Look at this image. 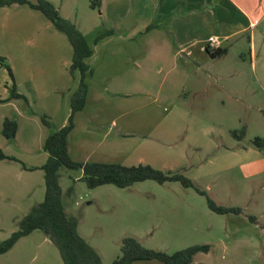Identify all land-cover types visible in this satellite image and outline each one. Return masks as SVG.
<instances>
[{"label":"rangeland","instance_id":"1","mask_svg":"<svg viewBox=\"0 0 264 264\" xmlns=\"http://www.w3.org/2000/svg\"><path fill=\"white\" fill-rule=\"evenodd\" d=\"M49 1L61 16L71 20L85 34L102 20L99 7L91 6L92 0ZM16 6L19 7L12 5L0 9V89L14 77L13 72L10 77L6 65L11 69L13 63L22 62L19 52L26 58L28 47L35 43L33 33L16 31L17 18L27 14L11 11L25 8L49 22L38 10L26 5ZM261 31L263 34L255 40V56L251 57L248 37L244 33L226 44L227 54L209 59L207 68L211 81L204 90L191 97L190 102L188 89L185 90L187 94L178 105L187 108L192 104L199 116L191 112L179 119L161 116L163 118L147 121L146 128L140 125L144 132L127 135L118 128L121 119L116 118L118 125L108 123L99 134L91 136L96 139L94 152L109 148L108 163L137 165L142 162L165 172L179 173L216 204L239 206L242 211L234 214L236 220L233 221L239 228L237 234H243L239 239H249L251 235L257 237L259 245L256 246L257 242L244 245L238 240V247L230 248L226 255L227 264H232L231 261L234 264L253 261L264 264L262 25ZM215 78L220 79L218 83ZM156 89L150 88L151 92L145 96L148 106L152 105L151 99L157 98ZM13 99L18 98L0 99V115L9 110L6 103ZM32 106L36 107L31 104L28 109ZM6 118L14 119L12 116ZM3 121L0 122V149L14 159L0 163V242L17 230L20 219L43 200L45 192L42 178H35L32 189H26V182L36 177L28 178L26 174L29 173L23 170V165L32 161L28 160L30 153L22 149L18 139L8 140L3 136ZM51 121L55 125V120ZM106 131L104 138L102 134ZM23 135L28 140L32 138L30 131ZM257 137L262 139L261 147L255 142ZM81 176V170L60 169L65 212L77 218L79 234L100 254L105 264L120 255L124 237H135L147 248L173 253L196 244L210 246L216 239L228 240L231 236L225 231L226 226L229 232L231 222L227 215L211 211L206 196L194 187H186L179 181L159 183L147 179L127 187L102 184L89 188L79 179ZM69 187L72 191L67 195ZM0 264H63V261L55 243L43 231L35 230L0 254Z\"/></svg>","mask_w":264,"mask_h":264},{"label":"crops","instance_id":"2","mask_svg":"<svg viewBox=\"0 0 264 264\" xmlns=\"http://www.w3.org/2000/svg\"><path fill=\"white\" fill-rule=\"evenodd\" d=\"M14 7L19 6L14 4ZM99 9L101 22L86 34L80 30L92 54L85 58L90 68L85 77L88 85L85 106L73 114L74 127L68 135V149L71 158L81 162H110L106 159L110 157L109 148L94 152L96 139L91 136L99 134L108 123L118 125L116 118L121 119L118 128L127 135L144 132L139 126L146 128L147 121L168 116L179 119L190 112L196 114L192 104L185 108L178 102L187 92L190 102L191 97L210 84L207 66L212 57L207 46L226 48L227 54L226 44L246 33L253 57L256 37L263 34L261 25L264 27V0H101ZM11 12L27 14L17 18L16 31L33 33L35 43L28 47L26 58L19 52L22 62L12 64V82L7 81L0 89V99L8 100L10 86L14 85L28 105L23 98L8 101L6 106L11 115L8 111L1 113L0 122L6 116L17 120L13 140L18 139L22 149L30 153L28 160L32 161L26 166L34 169L23 170L29 173L26 174L28 178L36 176L25 185L26 189H32L35 178L44 180L40 167L48 153L43 149V141L50 131L67 124L71 115L70 98L78 86L80 74L75 71L71 75L68 71L72 46L64 33L25 8ZM209 37L219 43L210 44ZM214 80L218 83L220 79ZM150 88H157V98L151 99L152 105L148 106L145 96L151 92ZM31 104L36 107L29 110ZM42 114L49 117L50 129L41 123L39 116ZM51 120H55V125ZM29 131L30 140L23 135ZM107 133L102 136L105 138ZM224 215L231 221L229 232L225 226L230 238L213 241L207 252L194 255L192 264H227L228 251L235 250L239 241L244 245L248 242L259 245L257 237L251 235L249 239H239L243 234H237L239 228L233 223L234 213ZM261 229L264 232V227ZM154 261L131 264H155Z\"/></svg>","mask_w":264,"mask_h":264},{"label":"trees","instance_id":"3","mask_svg":"<svg viewBox=\"0 0 264 264\" xmlns=\"http://www.w3.org/2000/svg\"><path fill=\"white\" fill-rule=\"evenodd\" d=\"M101 0H92L91 6L99 7ZM28 5L31 9L40 11L52 25L64 33L71 46L72 58L68 67L69 73L79 72L80 79L76 90L70 98L71 115L66 125L57 130L50 131L43 141V149L48 157L41 169L44 173L45 192L40 203L35 204L19 221L17 230L0 242V254L8 251L15 242L23 236H27L35 230L43 231L56 245L63 264H105L100 254L78 232V220L74 216L67 215L62 200V188L60 186V169L65 167L71 170H81L84 181L89 188L102 184H114L118 187H127L136 182L151 179L159 183L166 181H179L186 187H194L193 182L179 173H170L157 169L150 164L122 165L119 163H106L96 161H76L69 154L68 135L74 127L73 114L85 106L88 85L85 81L86 73L90 71L85 63V58L92 54V50L77 26L69 19L60 15L58 8L49 0H0V7L11 5ZM105 32L103 35L108 34ZM207 51L212 58L226 53V48L207 46ZM12 78V71L6 65ZM12 98H23L16 91L14 85L10 88ZM41 123L48 129L51 128L49 117L45 114L39 116ZM17 121L5 118L2 124L3 136L11 140L17 131ZM243 133V130H241ZM235 133V132H234ZM255 142L262 146V139L257 137ZM14 159L6 155L0 149V161ZM24 169H34L23 165ZM200 194L206 196L207 205L211 211L217 214L241 213L239 206H224L216 204L204 191ZM72 187H69L67 195H70ZM253 217H251L252 219ZM208 244H196L187 248L167 253L161 250L150 249L142 245L135 237H124L121 244V252L109 264H131L135 261L156 260L164 264H192L193 257L198 252H207Z\"/></svg>","mask_w":264,"mask_h":264},{"label":"built area","instance_id":"4","mask_svg":"<svg viewBox=\"0 0 264 264\" xmlns=\"http://www.w3.org/2000/svg\"><path fill=\"white\" fill-rule=\"evenodd\" d=\"M208 41L212 45H217L219 43L214 37H209Z\"/></svg>","mask_w":264,"mask_h":264}]
</instances>
